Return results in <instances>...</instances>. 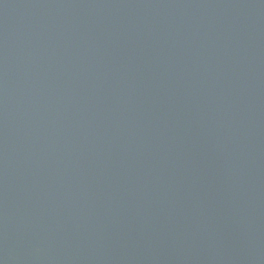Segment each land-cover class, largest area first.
<instances>
[{
  "label": "water",
  "instance_id": "obj_1",
  "mask_svg": "<svg viewBox=\"0 0 264 264\" xmlns=\"http://www.w3.org/2000/svg\"><path fill=\"white\" fill-rule=\"evenodd\" d=\"M0 264H264V0H0Z\"/></svg>",
  "mask_w": 264,
  "mask_h": 264
}]
</instances>
